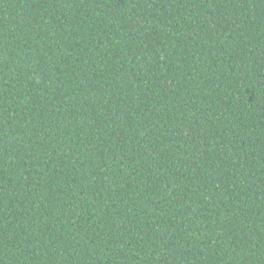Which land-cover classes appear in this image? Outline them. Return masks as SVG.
<instances>
[{
    "label": "trees",
    "instance_id": "1",
    "mask_svg": "<svg viewBox=\"0 0 264 264\" xmlns=\"http://www.w3.org/2000/svg\"><path fill=\"white\" fill-rule=\"evenodd\" d=\"M0 264H264V0H0Z\"/></svg>",
    "mask_w": 264,
    "mask_h": 264
}]
</instances>
